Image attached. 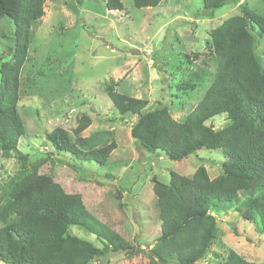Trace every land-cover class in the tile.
I'll use <instances>...</instances> for the list:
<instances>
[{
  "label": "trees",
  "instance_id": "1",
  "mask_svg": "<svg viewBox=\"0 0 264 264\" xmlns=\"http://www.w3.org/2000/svg\"><path fill=\"white\" fill-rule=\"evenodd\" d=\"M45 1L0 0L3 156H20L18 144L25 135L17 109L20 72L34 38V26L44 14ZM160 1L133 0V4L146 8ZM201 1L203 9L213 10L229 0ZM105 4L110 10L123 9L121 0H105ZM255 34L264 36V16L246 7L209 31L204 51L194 53L200 57V64L175 84L184 93L202 82L209 83L203 97L181 121L171 116L170 99L149 109V100L117 92L119 81L104 82V91L119 116L110 120L119 122L126 114L134 115L130 135L141 148L160 151L175 161L200 148L220 149L224 155L221 172L214 177L204 166L189 176L170 171L167 183L152 176L160 226L147 251L149 264H198L208 254L217 264H257L233 249L224 255L212 249L217 223L210 212L224 205L232 207L264 236V68L254 50ZM218 115L225 117V126L207 125ZM90 123V117L84 115L71 131L55 127L45 132L46 140L57 155L68 154L73 161H92L109 168L116 163L110 161L116 144L102 140V135L108 134L104 131L82 136ZM103 176L112 175L104 172ZM70 226L93 234L101 248L69 233ZM106 252L132 257L143 249L96 218L79 193L67 192L59 182L44 176L38 164L13 172L0 182V263L88 264Z\"/></svg>",
  "mask_w": 264,
  "mask_h": 264
},
{
  "label": "rangeland",
  "instance_id": "2",
  "mask_svg": "<svg viewBox=\"0 0 264 264\" xmlns=\"http://www.w3.org/2000/svg\"><path fill=\"white\" fill-rule=\"evenodd\" d=\"M121 2L122 10H110L105 0L45 1L20 72L17 109L25 131L18 144L20 156L0 152V182L13 172L38 164L44 176L59 182L67 192L79 193L96 218L143 249L132 257L106 252L88 264H149L147 251L160 226L152 176L167 183L170 171L189 176L204 166L214 177L221 172L224 160L220 149L200 148L175 161L160 151L141 148L130 135L134 115L126 114L119 122L110 120L119 116L104 91V82L119 81L117 92L149 100V109L170 99L171 116L181 121L203 97L209 83L202 82L184 93L175 84L200 64L194 53L204 51L209 31L240 14L242 7L264 16V0H229L213 10L203 9L201 0H161L146 8H137L133 0ZM3 47L1 41L0 51ZM254 50L264 68V36L255 34ZM84 115L91 123L82 136L104 131L108 134H103L102 140L115 142L110 154V161L116 162L113 166L57 155L46 140L45 132L55 127L71 131ZM206 123L222 128L226 119L218 115ZM104 172L112 176L105 178ZM210 212L217 223L212 247L216 253L224 255L233 249L247 260L264 264V236L254 224L226 205ZM69 233L101 248L93 234L78 226H70ZM217 263L210 254L198 262Z\"/></svg>",
  "mask_w": 264,
  "mask_h": 264
}]
</instances>
